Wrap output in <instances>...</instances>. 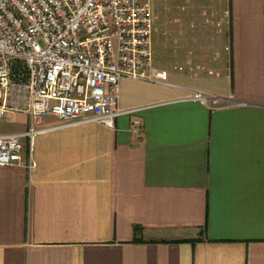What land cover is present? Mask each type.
I'll return each mask as SVG.
<instances>
[{
  "label": "crops",
  "instance_id": "crops-1",
  "mask_svg": "<svg viewBox=\"0 0 264 264\" xmlns=\"http://www.w3.org/2000/svg\"><path fill=\"white\" fill-rule=\"evenodd\" d=\"M152 9L171 85L122 78L117 108L137 111L114 128L24 140L34 166L0 167V264H264V0ZM190 24L214 33L190 39ZM192 90L219 106L185 100ZM10 122L3 133L25 130L27 116Z\"/></svg>",
  "mask_w": 264,
  "mask_h": 264
},
{
  "label": "built area",
  "instance_id": "built-area-1",
  "mask_svg": "<svg viewBox=\"0 0 264 264\" xmlns=\"http://www.w3.org/2000/svg\"><path fill=\"white\" fill-rule=\"evenodd\" d=\"M221 18L229 20L228 8ZM153 28L152 0H0V120L27 116L25 130L0 134V167L31 169L32 155L22 160L24 140L44 131L114 128L116 117L133 115L137 109L117 108L122 78L171 85L167 70L153 63ZM185 100L220 103L198 90ZM48 115L58 122L44 124ZM143 129L134 117L130 131Z\"/></svg>",
  "mask_w": 264,
  "mask_h": 264
},
{
  "label": "rangeland",
  "instance_id": "rangeland-1",
  "mask_svg": "<svg viewBox=\"0 0 264 264\" xmlns=\"http://www.w3.org/2000/svg\"><path fill=\"white\" fill-rule=\"evenodd\" d=\"M219 28V26H216ZM189 28V26H188ZM203 29L202 32L207 36L209 34L214 33L211 28H207V25L202 24H190V28L188 29L189 37L192 38V34L195 33L196 30ZM164 27L156 26V31L153 33L152 37V52L154 59V66L160 69H164V61H167V58L164 57ZM174 63V62H173ZM17 124L15 122H10L7 120H0V134L3 132H10L14 128H16Z\"/></svg>",
  "mask_w": 264,
  "mask_h": 264
},
{
  "label": "trees",
  "instance_id": "trees-1",
  "mask_svg": "<svg viewBox=\"0 0 264 264\" xmlns=\"http://www.w3.org/2000/svg\"><path fill=\"white\" fill-rule=\"evenodd\" d=\"M135 231H139L140 230V228L139 227H135V229H134Z\"/></svg>",
  "mask_w": 264,
  "mask_h": 264
}]
</instances>
